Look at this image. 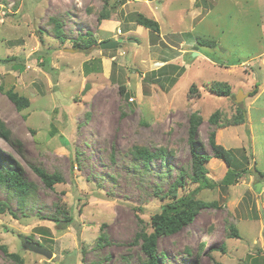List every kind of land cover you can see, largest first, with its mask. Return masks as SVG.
<instances>
[{
  "label": "rangeland",
  "instance_id": "obj_1",
  "mask_svg": "<svg viewBox=\"0 0 264 264\" xmlns=\"http://www.w3.org/2000/svg\"><path fill=\"white\" fill-rule=\"evenodd\" d=\"M106 3L110 17L99 23ZM138 14L157 20L161 35L138 25ZM88 32L98 43L124 42L81 50L75 42L83 45ZM197 38L217 46L200 47ZM94 60L102 69L88 74ZM164 66L178 69L163 88ZM213 83L230 85L233 95L217 97ZM0 87V121L11 133L0 154L33 185L25 205L0 186L8 208L0 212V245L20 257L0 249V264H144L137 237L153 232L152 217L170 201L162 195L180 171L192 172V115L202 118L195 141L203 152L212 157L208 137L216 131L217 144L232 150V170L249 172L225 187L226 163H206L216 187L198 198L215 206L159 239L160 264L264 261V177L256 171L264 172V0H0ZM8 91L30 106L19 111ZM239 107L246 124H210L215 112L222 124ZM138 148L166 151V159L147 167ZM36 168L64 182L48 188ZM197 187L190 182L179 195Z\"/></svg>",
  "mask_w": 264,
  "mask_h": 264
},
{
  "label": "trees",
  "instance_id": "obj_2",
  "mask_svg": "<svg viewBox=\"0 0 264 264\" xmlns=\"http://www.w3.org/2000/svg\"><path fill=\"white\" fill-rule=\"evenodd\" d=\"M109 3H106L104 11L99 16V23H102L104 20H108L110 17L109 12L106 11ZM136 23L151 32V36L159 37L161 35L160 24L157 20L147 17L143 14H138L136 16ZM58 32L62 34L60 31L61 25L58 23ZM61 36V35H60ZM153 37V38H154ZM83 45L80 42H75L76 46L81 50H88L93 46H98L100 43L97 42L94 35L88 32L81 39ZM157 39H152V42L155 43ZM107 41V40H105ZM197 44L200 47H216L217 43L208 40H199L196 39ZM103 42V41H102ZM7 62V61H4ZM94 64L92 69L88 64L85 65V69L88 74L101 71L102 64L101 61L92 62ZM168 66V65H167ZM159 69V77H161L160 81L157 82L161 87L164 88V84L171 81V76H173V71L178 69V67H167ZM97 67V68H96ZM180 70V69H179ZM183 70V69H182ZM155 77V76H154ZM159 77H156L159 78ZM2 89V87H0ZM125 90L124 87H122ZM211 91L216 94L217 97H231L232 87L225 83H213L211 85ZM258 91L255 90L251 96H255ZM8 98L15 104L19 111H22L30 106V101L28 98L21 96L19 93H15L13 91H8ZM191 94H194V89L191 90ZM247 112L243 108L239 107L237 114L231 120H225L222 124L219 123V119L221 118L220 112H215L210 117V124L213 126H220L221 128L227 127H237L247 123L246 120ZM191 127L189 129L190 134V144H191V153H192V165H191V174H187L185 171H180V176L175 180V182L171 185L170 190L162 195L163 199L169 198L170 201L161 207V211L155 214L152 217V233H141L137 239L139 242L142 241V251L146 257L144 264H160V252L158 250V241L161 237H168L175 235L183 230L184 227L190 225L194 222L195 218L198 214L203 210L215 206V204L204 202L198 198L199 194L204 189H213L216 187V184L211 181L208 177L209 171L206 167V163L212 160V158L222 160L226 163L229 170L224 177V179L220 182V185L229 187L237 184L239 180L249 172V170H241L234 171V158L232 155V150L226 149L224 146L217 144L216 142V131H212L209 134V143L212 148V157L209 154L203 152L202 147L197 145L196 136L198 135L199 127L202 123V118L197 115H192L190 118ZM0 139L5 140L6 142L11 141V133L7 128L6 124L0 121ZM166 151L155 152L152 153L147 148H138L135 156L140 158L143 163L148 167L149 163L155 159H166ZM146 167V168H147ZM256 170V169H255ZM257 174L261 177H264V172H259ZM37 174L41 177L46 187L53 188L56 184L63 183V179L59 174H49L44 170L36 168ZM197 184L198 187L193 191H190L184 195H179V191L181 188H186L188 183ZM0 186L9 192H13L15 195L19 196L23 205H25L31 195L33 185L28 183L22 174V171L19 166H17L14 162L10 160V158H5L0 154ZM6 204L0 203V212H6L7 206ZM52 220H55L58 223H62V220L58 219V217L53 216ZM67 220L72 221L73 218L71 216L66 217ZM233 237L239 239L238 231L233 227ZM104 243L107 244L108 238L103 233L100 237ZM0 249L10 258H14L19 260L20 257L16 254H10L8 252V248L5 245H0ZM163 256V255H162ZM259 258H254L252 264H264V261H259Z\"/></svg>",
  "mask_w": 264,
  "mask_h": 264
},
{
  "label": "water",
  "instance_id": "obj_3",
  "mask_svg": "<svg viewBox=\"0 0 264 264\" xmlns=\"http://www.w3.org/2000/svg\"><path fill=\"white\" fill-rule=\"evenodd\" d=\"M124 41L122 39L119 40H107V41H103L100 43L99 47L101 48V50H114L117 49L118 47H120L122 45ZM198 49V48H197ZM196 54L198 53H193V56L195 57ZM91 88V85L88 84L86 86L85 91L83 92V94H86V92ZM243 100V94L240 93V95L237 97V102L239 103L240 101ZM247 120V117H246ZM28 246L30 247V249L34 250L35 252H37L40 255H43L49 259L53 258V253L41 246H37L35 244L32 243H28Z\"/></svg>",
  "mask_w": 264,
  "mask_h": 264
},
{
  "label": "clouds",
  "instance_id": "obj_4",
  "mask_svg": "<svg viewBox=\"0 0 264 264\" xmlns=\"http://www.w3.org/2000/svg\"><path fill=\"white\" fill-rule=\"evenodd\" d=\"M247 121H248V117H247Z\"/></svg>",
  "mask_w": 264,
  "mask_h": 264
},
{
  "label": "crops",
  "instance_id": "obj_5",
  "mask_svg": "<svg viewBox=\"0 0 264 264\" xmlns=\"http://www.w3.org/2000/svg\"><path fill=\"white\" fill-rule=\"evenodd\" d=\"M105 21V20H104Z\"/></svg>",
  "mask_w": 264,
  "mask_h": 264
}]
</instances>
